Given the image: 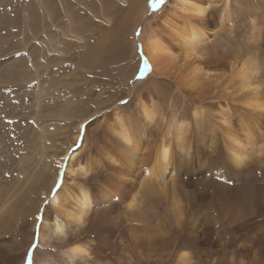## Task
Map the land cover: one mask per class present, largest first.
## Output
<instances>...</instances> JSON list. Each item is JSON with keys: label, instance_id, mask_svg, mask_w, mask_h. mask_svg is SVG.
<instances>
[{"label": "rangeland", "instance_id": "rangeland-1", "mask_svg": "<svg viewBox=\"0 0 264 264\" xmlns=\"http://www.w3.org/2000/svg\"><path fill=\"white\" fill-rule=\"evenodd\" d=\"M132 1H134L135 12L141 11L140 15L136 16L133 13L131 17L129 16L128 9ZM135 1L0 0V171L4 168V172H0V190L4 187L7 191L11 188H8L9 185L14 187L8 203L2 206L0 202V264H28L29 252L33 255L34 264H40L47 260L56 264H68L67 257L63 255L71 244L78 243V241L96 249L100 245L106 246L105 248L109 247V249L116 248L118 255L112 257L109 264H154L158 262L164 264L169 261L159 257L146 260L140 256L136 259L129 252L127 254L125 252L124 247L129 244L130 239L138 241L143 236L140 231L137 236L135 232L129 231L134 222L130 221L127 216L125 218V215H128L126 211H129L127 208L130 198L136 195L139 202L143 200L138 194L139 186L122 202L111 201L109 204L114 208L109 210L110 212L93 218L90 233L70 225L68 229H70L69 238L73 239L71 243H63L53 238L48 244H40L38 238L40 227L37 225H41L43 220L37 221L35 217L43 214L44 219L50 221L56 216L50 205L52 197L49 195V189L56 174L60 175L57 181L63 183L61 171H64L67 165L65 163L62 168L54 167L53 173L55 174L52 173L43 179L39 177L40 180L34 177L30 179V182L28 177H31L34 172L32 165L27 164L29 167L26 165L25 171L29 176L22 179H18L16 171L13 172L14 167L20 164L21 160L31 158L38 161L40 154L46 158L49 151L53 150L51 146L56 141L61 146L53 152L60 157L65 156V149L71 145H74L72 148L74 152L81 151L76 167L79 168L80 165H83L89 173L84 176L83 172L78 171L77 178L74 177L76 182L81 183L94 194L110 190L102 185L99 178L102 168L112 166L106 158H110V154L115 153L110 145L114 141L113 130L117 127L112 126L114 122L110 118L115 110L128 109L138 104L137 97L140 95V97L151 96L153 107L157 112L154 128L156 136L167 133L171 138V133L176 131V127L173 125L174 121L186 126L182 128L184 129L182 131H186V129L191 131L193 121L191 122L190 118L194 120V113L198 107L203 109L202 117H200L202 121L199 123L200 119L195 121L199 130L203 133H213L214 130L218 134L222 133V129L217 128L219 127L218 120L221 118L217 106L226 102L209 98L200 105L197 100L194 101L190 97L188 90L180 89L173 81L167 79L158 81L157 73L151 68L148 73H145L144 78H140L139 69L142 67L143 60L147 59L142 52L141 40L151 26L159 23L169 8L171 0H166L165 5L157 11H153L149 7L148 0H142V2L137 0V3ZM134 6L132 5V8ZM219 8L218 22L216 25L214 24L213 32L209 33L210 39L201 47L203 48L201 51L202 56L204 55L203 58L206 60L211 57L213 51H218L221 55L230 51L233 55H239L238 58L241 61L236 59V62L244 63L251 59L257 77L254 79V76L253 81L261 85L264 82V57L258 46L264 37V0H239L231 3V8L236 10L237 14L230 8V13L233 11L230 14L231 18L226 17L223 20L221 16L224 11H222L221 4ZM238 8L245 10V14L240 13L239 15ZM27 18L31 21H28ZM43 24L46 26V31L42 30ZM53 24L57 27L54 28ZM116 27H119L120 32L114 31ZM138 31L139 35H137ZM257 34L260 37L258 39L255 37ZM38 41L42 42V46ZM25 47H29V55L23 53ZM57 48L66 52L67 56L64 61H59L58 57L48 54L49 51L57 50ZM13 52L23 55H18L17 59H14L15 57L11 55ZM40 52L44 53L43 57L40 56ZM29 58L35 62V65L41 61H50L51 65H55L52 66L54 68L49 69L50 71L48 70L53 76L52 80L48 83L45 82L46 84L42 83L40 86V89L45 90L44 94H48V96L44 99L39 112L40 114L48 113L49 117H40L37 123L33 116L38 111L33 103V94L36 91L35 82H26L25 79L20 78L21 75L31 72L33 68ZM41 70L45 71L47 68L42 66ZM6 72L12 73V75L10 74L12 77ZM225 72L227 73V71ZM226 73H223V76ZM59 79H64L65 84L61 85ZM230 80H232L230 72L226 74V77H222V81L219 82L223 86L220 89L221 95L223 89L229 86ZM213 83L214 80H207L208 88L214 90ZM233 84L231 87L234 89L237 84L235 81ZM70 101L74 103L72 104ZM65 102L67 103L65 104ZM67 104L72 106L66 108ZM186 107L187 112L186 109L184 110ZM223 110L226 111V117L231 122L238 119V114H235L229 107ZM60 114L63 115V118ZM125 115L129 117L131 113L126 112ZM234 125V128H239L237 122ZM79 129L81 134L75 143ZM41 134H45L44 139ZM262 145H264V132L263 140L259 146L262 147ZM101 147L107 148L104 151L98 150ZM47 173L49 174V171ZM143 176L144 174L142 178ZM2 178L7 183L4 182L5 180H1ZM142 178L137 177L138 180L134 178L135 184L138 185ZM22 181L23 183H21ZM14 184L16 185L14 186ZM70 184V181L67 180L68 188L71 189L73 195H77L76 187L70 186ZM56 186L57 184L54 183L53 187ZM210 192L213 193L212 190ZM210 200L198 201V204H201L205 210L214 209L213 207L216 205L214 206L213 203L210 205ZM107 220L108 222H106ZM118 223L120 230L116 227ZM127 234L129 235L127 236ZM182 237L176 249L171 247L170 251H165L173 255L169 264H217L216 260L208 261L200 253L201 245L198 246L189 238ZM119 240L122 243H119ZM33 245L35 247H32ZM189 245L190 247H188ZM239 246L240 244L237 247H231V249L235 250ZM184 249L186 250L184 251ZM179 256L184 259H180ZM61 258L64 259L61 260ZM104 258L99 256L98 260ZM226 262V264H252L253 259L246 256H235L231 261L226 260ZM85 263L96 264L91 260H76L69 264Z\"/></svg>", "mask_w": 264, "mask_h": 264}, {"label": "bare ground", "instance_id": "bare-ground-1", "mask_svg": "<svg viewBox=\"0 0 264 264\" xmlns=\"http://www.w3.org/2000/svg\"><path fill=\"white\" fill-rule=\"evenodd\" d=\"M236 1L239 0H171L169 8L159 23L151 26L141 40L142 52L146 55L150 68L157 73L158 81H164L163 79L173 81L180 89L188 90L190 97L194 101L197 100L199 104L209 98L226 102L217 106L221 118L218 120L219 127H216L221 128L222 133L218 134L215 130L213 133H203L199 130L195 121L202 117L203 109L198 107L194 113V120L190 118V121H193L191 131L187 129L182 131L185 125L178 124L174 119L172 122L176 131L171 133V138L167 133L156 136L154 128L157 112L153 107L151 96L140 97V95L137 97L138 104L128 109L115 110L110 118L114 122L112 126L117 127L113 130L114 141L110 145L115 153L110 154V158H106L112 166L102 168L101 165L99 175L102 185L110 190L94 194L75 181L74 177L78 176V171L83 172L84 176L89 172L83 165L76 167L81 151L74 152L72 150L74 145L67 147L64 152L65 156L60 157L53 152L61 146L55 141V144L51 146L53 150L49 151L46 158L40 154L38 161L31 158L21 160L20 164L14 167L15 169L13 168V172L16 171L18 179H22L28 175L25 171L26 165H32L34 172L31 177H28L29 182L34 177L38 180L45 176L49 177L54 167L62 168L61 165L65 163L67 165L66 169L61 171L63 183L60 190L55 196L53 195V185L60 176L59 174L55 175L49 189V195L52 197L50 205L56 216L50 221L43 219L41 222L38 236L40 244H48L53 238L63 243H71L73 239L69 238L68 226L70 225L90 233L93 218L110 212L109 210L114 208L109 204L111 201L122 202L139 186L138 194L143 200L139 202L138 197L133 195L129 200L127 208L129 211H126L128 215H125V218L128 217L134 222L129 231L135 232L136 236L140 231L143 236L138 241L129 240V244L124 247L126 254L129 252L136 259L142 256L146 260L159 257L169 260L164 263L169 264L173 255L165 251H170L171 247L176 249L183 236L198 246L201 245L200 253L208 261L216 260L217 264H226V260L229 262L235 256H246L253 259L252 264H264V145L259 146L264 132V82L258 85L253 81L257 78L256 69L250 58L249 61L240 63L236 62L239 55H233L230 51L221 55L218 51H213L211 57L205 60L201 52L202 45L210 39L209 33L213 32L214 24L218 22L219 5L221 4L222 11H224V13L221 11L223 20L233 13V11L230 13L231 3ZM135 2L137 3V0ZM132 5L134 6V1L128 9L129 16L131 17L133 13L136 16L140 15L141 11L135 12V6L132 8ZM238 10L239 15L245 12L242 8ZM234 11L236 13V10ZM53 27L57 26L53 24ZM42 30L46 31L44 24ZM116 30L120 32L119 27L114 29ZM255 37L260 38L259 34ZM261 41L258 47L264 57V37ZM39 44L42 46V42ZM29 51V47H25L23 53L29 55ZM48 54L58 57L59 61H64L67 56L66 52L59 48L49 51ZM11 55L17 59L16 56L20 54L13 52ZM40 56L43 57L44 53L40 52ZM29 60L33 68L31 67V72L21 75L20 78L25 79L26 82H35L36 91L33 94V103L38 111L32 114L37 123L40 117H49L48 113L40 114L39 112L44 99L48 96L44 94L45 90L40 89V86L52 80L53 76L49 69L55 65H51L50 61H41L35 65L31 58ZM42 66H45L47 70H41ZM225 71L230 72L232 80L229 86L223 89L221 95L220 89L223 86L219 82L222 81V77H226ZM213 73L214 76H212ZM223 73L226 74L223 76ZM10 74L8 75L11 76ZM207 80H214V90L208 88ZM234 81L237 85L233 89L231 86ZM59 82L61 85L65 84L64 79H59ZM70 106L72 105L67 104L66 108ZM228 107L238 114V119L235 121L239 125L237 129L234 128L235 122H231L226 117V111L223 110ZM184 110L187 112V107ZM126 112L131 115L127 117ZM60 116L63 115L60 114ZM201 121L202 119L198 123ZM79 134H81L80 129L75 143ZM41 135L44 139L45 134ZM106 148L101 147L98 150L104 151ZM3 170L4 168L0 172H4ZM137 177L142 178L138 185L134 182ZM4 178L1 180L4 181ZM67 180L70 181V186L76 187L77 195H73L71 189L68 188ZM4 182L7 183L6 180ZM9 187L11 188L7 191L4 187L0 190L2 206L6 205L12 197L14 187L13 185ZM206 199L208 201L211 199L209 204L213 203L216 207L205 210L201 204H198V201ZM119 226L118 223L116 227L120 230ZM238 244H240L239 248L231 249L233 246L237 247ZM105 247L100 245L96 249L78 241V243L71 244L63 256L67 257L69 263L76 260H91L96 264H109L111 258L117 256L118 253L116 248ZM99 256L105 258L98 260ZM180 259L184 258L180 257ZM40 264L56 263L47 260Z\"/></svg>", "mask_w": 264, "mask_h": 264}, {"label": "snow or ice", "instance_id": "snow-or-ice-1", "mask_svg": "<svg viewBox=\"0 0 264 264\" xmlns=\"http://www.w3.org/2000/svg\"><path fill=\"white\" fill-rule=\"evenodd\" d=\"M165 3H166V0H148L149 7L153 11H157V10L161 9L165 5ZM137 35H139V31L137 32ZM141 48H142V46H141ZM149 70H150L149 62L147 59H144L143 63H142V67L139 69L140 78H144L145 73H148ZM82 127H83V125H82ZM65 159H67V157H65ZM61 167H62V165H61ZM56 184H57V186L52 189V193L54 196L60 190V187L62 186V182L57 181ZM44 218L45 217L43 214L37 215L35 217V219L37 221H42ZM37 227H40V225H37ZM32 247H35V245H33ZM28 264H34V258H33V255L31 252L28 253Z\"/></svg>", "mask_w": 264, "mask_h": 264}]
</instances>
